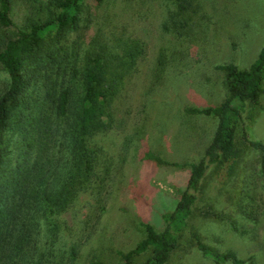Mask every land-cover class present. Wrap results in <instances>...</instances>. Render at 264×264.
Wrapping results in <instances>:
<instances>
[{
  "label": "rangeland",
  "instance_id": "obj_1",
  "mask_svg": "<svg viewBox=\"0 0 264 264\" xmlns=\"http://www.w3.org/2000/svg\"><path fill=\"white\" fill-rule=\"evenodd\" d=\"M190 2L183 17L187 22L176 28L174 17L182 19L176 16L172 0H84L79 22L53 47L60 48L58 54L67 53V72L81 69L87 52L117 47L124 77L111 104V127L89 141L99 155L93 176L84 188L75 182L64 211L50 218L38 216L24 230L31 237L24 249L40 260L45 254L42 264H118V252L131 250L142 240L146 224L157 232L164 229L161 215L175 208L186 188L188 169L148 161L145 154L168 163L199 162L217 122L187 114L185 108L218 106L226 89L223 72L214 66L247 69L264 46V0ZM46 3L15 1L10 12L14 27L0 28V42L14 37L27 16L45 18L48 11H40L39 5ZM48 48L51 45L43 49ZM8 84L9 76L0 66V91ZM37 96L39 108L25 112L23 120H14L2 134V208L11 209L18 202L19 187H14L27 183L23 176L37 174L46 190L58 181L64 183L66 177L60 132L52 140L49 136L47 143L46 134L30 131L28 119L38 110L45 111V121L53 119L44 87ZM259 105L262 109L234 101L235 107L243 106L235 139L241 155L230 172L226 166L207 169L186 231L166 264H215L195 247L193 234L219 253H235L244 264H264V174L260 152L242 139L245 133L248 139L264 143V92ZM149 256L148 251L131 264H143Z\"/></svg>",
  "mask_w": 264,
  "mask_h": 264
},
{
  "label": "trees",
  "instance_id": "obj_2",
  "mask_svg": "<svg viewBox=\"0 0 264 264\" xmlns=\"http://www.w3.org/2000/svg\"><path fill=\"white\" fill-rule=\"evenodd\" d=\"M15 1L0 0V28L14 27L10 12ZM172 1L176 16L182 19L179 21L174 17L173 23L176 28L182 27L187 22L183 17L190 10L191 2ZM83 3L84 0H47L45 6L39 5L40 11L42 8L48 11L45 18L38 14L27 16L23 28H19L14 37L0 42V66L9 76V84L0 91V174L5 158L1 147L2 134L15 123L14 120H23L27 115L25 112H32L38 105L37 93L41 87L45 88V98L50 102L49 113L53 119L50 117V121H45V111L38 110V115L28 119L30 131L46 134L47 143L49 136L52 140L55 133L60 132L59 147L66 156L64 183L58 181L46 190L44 180L37 174L23 176L22 181L27 178V183L23 181V186L18 183L14 187H19L16 189L18 202L11 209L2 208L0 204V264H42L46 260L45 254H40V260L30 249H24V243L28 246L31 240L29 233L26 234L28 225L38 216L50 218L65 210L75 182L85 185L96 168L98 150L92 148L89 141L94 135L108 131L113 122L111 104L120 93L119 85L124 77L118 65L122 56L119 48L101 47L98 52L89 51L82 68L74 67L70 72L66 70L70 65L67 53L58 54L60 48H53L63 40L68 29L77 25ZM45 45H51V48L44 51ZM61 63L65 64L64 68ZM214 68L224 74L225 98L218 106L185 108L187 114L216 119L213 136L197 163H168L150 152L145 154L148 161L187 168V185L173 211L161 215L166 222L164 229L157 232L146 224L145 237L131 250L118 252L121 258L118 264H131L135 257L148 251L150 256L143 264H166L178 246L180 235L186 231L191 208L201 191L207 169L210 166H226L230 172L241 155L235 139L242 121L243 106L235 107L234 101L243 105L250 103L262 109L259 99L264 92V46L247 69H239L234 64H219ZM54 120L57 121L55 127ZM242 139L250 148L260 152L259 163L264 174V143L248 139L245 133ZM205 214L221 218L218 213ZM192 236L195 247L203 255L210 256L215 264L227 261L231 264L245 263L235 253H219L200 242L195 234Z\"/></svg>",
  "mask_w": 264,
  "mask_h": 264
}]
</instances>
